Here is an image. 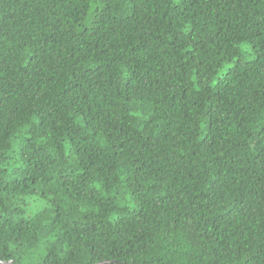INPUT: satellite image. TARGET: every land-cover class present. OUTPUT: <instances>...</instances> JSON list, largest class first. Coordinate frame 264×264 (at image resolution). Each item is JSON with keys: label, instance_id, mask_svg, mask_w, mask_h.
<instances>
[{"label": "trees", "instance_id": "1", "mask_svg": "<svg viewBox=\"0 0 264 264\" xmlns=\"http://www.w3.org/2000/svg\"><path fill=\"white\" fill-rule=\"evenodd\" d=\"M10 260L264 264V0H0Z\"/></svg>", "mask_w": 264, "mask_h": 264}, {"label": "water", "instance_id": "2", "mask_svg": "<svg viewBox=\"0 0 264 264\" xmlns=\"http://www.w3.org/2000/svg\"><path fill=\"white\" fill-rule=\"evenodd\" d=\"M108 262H113V261H103V262H99L97 264H106ZM1 264H13V262L11 260L10 261H1Z\"/></svg>", "mask_w": 264, "mask_h": 264}, {"label": "rangeland", "instance_id": "3", "mask_svg": "<svg viewBox=\"0 0 264 264\" xmlns=\"http://www.w3.org/2000/svg\"><path fill=\"white\" fill-rule=\"evenodd\" d=\"M223 73V71L220 72V75Z\"/></svg>", "mask_w": 264, "mask_h": 264}]
</instances>
